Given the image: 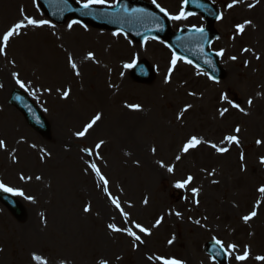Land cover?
<instances>
[{
    "label": "rangeland",
    "instance_id": "374dc122",
    "mask_svg": "<svg viewBox=\"0 0 264 264\" xmlns=\"http://www.w3.org/2000/svg\"><path fill=\"white\" fill-rule=\"evenodd\" d=\"M141 1L156 7L152 0ZM211 1L223 14L214 26L218 38L210 46L214 53L224 49L220 57L224 78L218 83L179 59L165 83L172 54L161 41L148 39L137 44L122 34L114 36L80 24L69 29L72 20L54 25L34 0H0V35L23 19L21 9L24 15L53 25L21 29L20 35L10 39L6 55H0V85L4 83L0 87V139L7 145L0 149V182L23 192L10 194L25 211L16 220L0 204V264H99L101 260L107 264H140L142 260L162 264L157 257L176 258L185 264H216L204 254V246L216 239L238 245L236 252L226 254L227 264H264L255 259L264 255V193L258 191L264 185V164L260 163L264 157V0H240L231 9L227 4L232 0ZM157 3L177 14L182 0ZM11 4L14 13L9 15ZM245 20L251 25L237 34L235 26ZM170 21L173 31L204 27L198 16ZM244 48L250 51L243 52ZM89 52L94 53L93 60L85 59ZM69 56L79 75L69 66ZM231 56L237 59H229ZM141 60L154 70L150 84L136 83L132 67H124ZM13 72L19 74L25 88L16 84ZM15 90L26 94L41 111L49 127L46 136L31 130L9 105ZM64 90H69L67 99L61 98ZM102 91L106 96L100 98ZM222 94L231 104L221 99ZM128 104L141 108L132 110L125 106ZM232 104L240 105L247 114ZM186 105L191 108L182 112ZM223 108L228 112L221 117ZM97 113L101 119L83 138H77L75 133ZM120 121L123 129L116 125ZM237 126L241 129L238 134L234 131ZM229 134L238 135L239 145L220 143ZM193 135L229 150L220 154L201 144L181 152ZM101 140L103 145L95 149ZM257 140L262 143L257 145ZM97 153L103 159H97ZM159 160L174 165V172L159 167ZM89 163H96L108 178L109 191L119 197L132 220L151 227L158 217H164L151 236L137 231L143 243L135 242V248L131 237L107 228L109 223L131 224L124 225L123 217L97 187L100 182ZM21 175L32 179L21 180ZM188 175L194 177L191 184L184 189L174 187ZM192 188L200 189L197 197ZM29 196L34 200L26 199ZM100 201L110 209V217L101 210ZM257 201V216L244 223L241 217ZM86 205L89 212L83 210ZM245 245L250 247V256L238 262L235 255L242 254ZM33 255L41 260H34Z\"/></svg>",
    "mask_w": 264,
    "mask_h": 264
},
{
    "label": "water",
    "instance_id": "95a60500",
    "mask_svg": "<svg viewBox=\"0 0 264 264\" xmlns=\"http://www.w3.org/2000/svg\"><path fill=\"white\" fill-rule=\"evenodd\" d=\"M43 14L56 24H62L68 17L88 24L93 28L122 32L132 40L142 42L147 37L164 40L173 52L186 58L203 69L214 80H220L222 73L218 68V58L207 51L210 42L216 37L212 24L217 19L216 9L206 0H189V8L201 13L207 22L203 33L180 31L173 34L169 30L167 19L158 11L142 2L120 0L113 9L92 8L85 10L69 0H37ZM137 11H133V10ZM87 12V14H85ZM211 61V65L206 63ZM134 78L139 83L152 81V73L145 62L134 69ZM10 103L23 115L26 123L41 135L47 133V125L35 107L20 93L14 92ZM0 202L16 219L23 215L20 205L10 196L0 194ZM205 252L219 264L225 263L222 250L213 243L207 244Z\"/></svg>",
    "mask_w": 264,
    "mask_h": 264
},
{
    "label": "snow or ice",
    "instance_id": "6c2138e0",
    "mask_svg": "<svg viewBox=\"0 0 264 264\" xmlns=\"http://www.w3.org/2000/svg\"><path fill=\"white\" fill-rule=\"evenodd\" d=\"M65 2H66V0H65ZM76 2L80 5L81 8H83L85 10H90V9L93 8V6H104V7H109V8L115 7V5L113 3H110L109 0H76ZM239 2H240V0H232L231 3L227 4V8L231 9ZM257 2H258V0H257ZM34 3H35V0H34ZM152 3L155 4L156 7L159 8L160 12H162L164 14V16L168 17V19H170V20L178 21V20H182V19H187L188 16H191V15L194 14V13H190V12H186L185 11V5L188 3V0H182L180 10H179V12L177 14L169 13L165 8L161 7L157 3V0H152ZM248 7L252 8V7H254V5L253 4H249ZM133 11H137V10L134 9ZM85 14H87V12ZM21 15L23 16L22 20L14 23L2 35H0V55H6V48L8 46V43H9L10 39L12 37H14V36L20 35L21 34V31H20L21 29L26 28L28 26H33V27H42V26H45V25L53 26V25H50V22L48 20H45V19H39L38 20V19L31 18V17H29L27 15H24L23 14V9H21ZM216 18L218 20L223 19V14L221 13V14L217 15ZM79 23H80V21L73 20L71 23L68 24V28L72 29L74 25L79 24ZM251 23L252 22L250 20H245L243 23L237 24L235 26L237 34L243 33V31L245 30L246 25H251ZM193 28H194V30L196 32H199V33H203L204 32V29L202 27L198 28L196 26H193ZM119 34L120 33H118V32H114L113 33L114 36L115 35H119ZM242 51L243 52H249L250 49L244 48ZM215 55L218 56V57H222L224 55V49H220L219 51H217L215 53ZM256 58L259 59L260 57L257 56ZM85 59L93 60L94 59V53H92V52L87 53V56L85 57ZM178 59H181V58L177 57L176 54L173 53L172 59L170 61L171 67H169V70H168L169 76L165 77V83H168L169 77H170V75H171V73L173 71V68L177 64ZM229 59L235 61L237 59V57L236 56H231V57H229ZM186 62L191 64V61H186ZM134 63H135V61H133V63H130V64H125L124 67L125 68H131V67H133ZM206 63L211 65V61H206ZM68 64L71 67V69H73L76 72V75L80 74L79 71L77 70V64L74 62V60H73V58L71 56L68 57ZM245 65H247V61H245ZM12 77L15 80L16 84L19 85V87H21V88H25L26 87L25 83L22 82L19 79V74L18 73L13 72L12 73ZM209 79H214V77L209 76ZM0 87H2V85H0ZM47 91H51V90L47 89ZM69 94H70L69 90H64L63 93H62L61 98L62 99H67ZM189 95H195V93H189ZM221 99L228 101V97H227L226 94H222L221 95ZM228 103L231 104V101H228ZM247 103H248L249 106H251L252 103H253L252 99L249 98ZM125 106L128 107L129 109H132V110H140V108H141V106L139 104H128V105H125ZM231 106L233 108L238 109L241 112H245V110L243 108H241L240 105H238V104H232ZM189 108H191V105H186L184 107V109H182V112L187 111ZM227 112H228V108H223V109H221L219 111V114H220L221 117H223ZM245 114H247V113L245 112ZM180 118H181L180 116L177 117V119H180ZM100 119H101V114L97 113L95 116L92 117L90 122L86 123L83 126V130L77 131L75 133L76 137L77 138H83L89 132V130L92 129L93 126ZM234 131H235V133L238 134L241 131V129H240L239 126H237L234 129ZM225 142H227L229 144L235 143L236 145H239V143H240L238 135H231V134L225 135L223 137V140L220 143L224 144ZM103 143H104V141L101 140L99 143H97L95 145V149H100L101 146L103 145ZM256 143H257V145H259V144L262 143V141L261 140H257ZM201 144H207L210 148L214 149L217 153H220V154L226 153L229 150L227 147H221V146L217 145L216 143H212L210 141L203 140V139L193 135V136H190L186 140V142L182 145L180 151L183 152V153H188L191 149H195ZM6 147H7L6 141L3 140V139H0V149H5ZM84 151H86L88 153V155H90V156L93 155V151L90 150V149H85ZM152 152L155 153L156 149L152 148ZM12 159H13V162H16V157L15 156H13ZM97 159H103V157L99 156V154L97 153ZM175 159L177 161H179L181 159V156L177 155L175 157ZM240 160L242 162L244 160V154L243 153H241V155H240ZM260 163L264 164V157L260 158ZM157 164L161 168H166L168 173H173L174 170H175V166L174 165L165 164L163 160L157 161ZM88 168H90L92 170V172L95 173L96 177L98 178V180L100 182V183L97 184V187L101 188V190L103 191L104 195L108 198L110 203L118 210L120 216L123 217L124 225L131 224V227H127V226H117L116 223H109L107 225V228L110 231H112V232L124 233L128 237H131L132 241H133V247L134 248L137 246L135 242L143 243L141 235H138L137 231L139 233L143 234L144 236H151L152 235V229L158 227L162 223L164 217L163 216L158 217L155 220V223L151 225V227H145L143 224L132 220L130 218V214L127 211H125V209L122 207L119 197L113 196L112 193L109 191V183L110 182H109L108 178H106V176L102 174L101 169L97 166V164L96 163H89L88 164ZM242 170H243V165H242ZM209 174L212 175L213 173H209ZM20 179L21 180H31L32 177H30V176L29 177H25L24 175H21ZM36 179L40 180V179H42V177L37 176ZM193 179H194V177L192 175H188L186 178H182L180 180H177L176 183L174 184V187H176L177 189H184L189 184H191ZM213 183H217V181H213ZM0 190L12 193L14 195H23L22 191H20L18 189H15V188H12L10 186H7V185H5L2 182H0ZM191 191H192L193 197H197L199 192H200V189L192 188ZM258 191L260 193H264V185H262L258 189ZM26 199L34 200V198L30 197V196L26 197ZM143 203L145 205L148 204V198L147 197L144 198ZM194 203L199 204V200L198 199H194ZM259 203L260 202L257 201V205L254 206L253 209L248 214L243 215L241 217V219L244 221V223H248L250 220H252L254 217L257 216L258 213L256 211V207L259 206ZM128 207L131 208V207H133V205L131 203H128ZM83 210H84V212H89L91 209H90V206L86 205ZM175 215L177 217H181V213L180 212H175ZM195 223L199 225L200 221L197 220V221H195ZM174 240H175V236H173L172 239L168 240V244L169 245L173 244ZM215 243L217 245H219L221 247V249H225L226 248V250H227L226 254L229 255V256L233 252H236V250L238 248V245H236L235 243H229V244L225 245L223 241L218 240V239L215 240ZM249 256H250V247L248 245H245L243 250H242V254H236L235 255V260L238 261V262L245 261V260H247L249 258ZM32 258L34 260H37V261L41 260V258L39 256H36V255H33ZM149 259H151V258H149ZM157 259L161 260L162 264H185L184 261H181V260L176 259V258L157 257ZM255 259L257 261H264V255H258V256L255 257ZM41 264H46V262L42 261ZM61 264H63V262H61ZM99 264H107V261L106 260H101L99 262Z\"/></svg>",
    "mask_w": 264,
    "mask_h": 264
},
{
    "label": "bare ground",
    "instance_id": "6f19581e",
    "mask_svg": "<svg viewBox=\"0 0 264 264\" xmlns=\"http://www.w3.org/2000/svg\"><path fill=\"white\" fill-rule=\"evenodd\" d=\"M8 9H9V15H12V13H14V12H13L14 4L9 5ZM27 45H30V44H27ZM80 68H81V67H80ZM81 70H82V69H81ZM1 81H2V80H1ZM3 84H4V83L1 82L2 87H3ZM2 87H1V88H2ZM105 96H106V93H105L104 91L100 92V94H99V97H100V98H103V97H105ZM116 125H117V127H118L119 129H123V128H124V124H123L122 121H120L118 124L116 123ZM91 199H92L93 201H95V199H97V196L93 195ZM96 203L98 204L97 201H96ZM96 203H95V204H96ZM100 207H101V210L103 209V211L105 212V214H106L108 217L111 216L110 209H109L108 207H106V206L102 203V201H100ZM140 264H148V263H146L145 261L142 260V262H141Z\"/></svg>",
    "mask_w": 264,
    "mask_h": 264
}]
</instances>
